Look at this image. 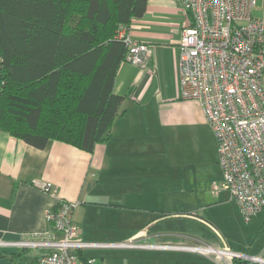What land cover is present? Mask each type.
<instances>
[{
    "label": "crops",
    "instance_id": "1",
    "mask_svg": "<svg viewBox=\"0 0 264 264\" xmlns=\"http://www.w3.org/2000/svg\"><path fill=\"white\" fill-rule=\"evenodd\" d=\"M185 23L179 0H147L143 15L133 19L130 37L155 44V58L148 68L128 62L120 65L115 91L125 98L109 139L96 144L93 152L57 140L40 149L0 130V241H16L45 232L50 229L47 212L51 208L61 200H79L73 222L81 239H90L100 229L105 236L117 233V227L108 226L104 221L101 226L84 229L89 210L100 207V210L122 212L142 221L153 217L157 228L143 239L148 243L156 244L173 237L183 241L182 245L210 243L203 234L164 227L166 220L180 218L172 211L187 209L185 206L190 202L187 197L193 195L191 189H179L184 199L167 202L173 199H168L170 187L165 184L188 182L179 176L167 182L160 180V174L165 171L163 153H167V146L171 149L175 144L193 140L197 157H201L198 163L190 165L194 177L198 179L204 173L207 181L201 183L206 187L222 177L217 139L202 104L180 95L179 42ZM186 133L192 137L184 140L182 136ZM172 168L180 167L168 169ZM43 182H51L55 193L42 190ZM222 194L217 202L226 201L221 198ZM150 226L142 225L143 231ZM137 232L132 237L142 234ZM44 252L34 248H0V264H40L39 257ZM152 253H155L153 259L142 264H218L211 258L201 260L203 257L197 253H189L195 257L192 259L187 251ZM80 254L83 263L90 264V257L84 251ZM257 254H264V245ZM92 258L93 264H106Z\"/></svg>",
    "mask_w": 264,
    "mask_h": 264
},
{
    "label": "built area",
    "instance_id": "2",
    "mask_svg": "<svg viewBox=\"0 0 264 264\" xmlns=\"http://www.w3.org/2000/svg\"><path fill=\"white\" fill-rule=\"evenodd\" d=\"M179 1L186 19L179 42L180 95L202 104L217 139L224 181L213 183L214 187L229 190L250 221L264 209V0ZM129 29L130 25L121 26L117 33L128 48L125 62L148 68L156 45L132 39ZM40 187L55 193L51 182ZM79 205V200L59 201L55 210L47 212L50 229L16 241H0V248L43 249L40 264H84L79 253L87 248L165 247L201 254L218 264L237 260L264 264V254H241L229 246L85 241L77 237L73 222Z\"/></svg>",
    "mask_w": 264,
    "mask_h": 264
},
{
    "label": "trees",
    "instance_id": "3",
    "mask_svg": "<svg viewBox=\"0 0 264 264\" xmlns=\"http://www.w3.org/2000/svg\"><path fill=\"white\" fill-rule=\"evenodd\" d=\"M146 8L147 0H0V130L40 149L57 140L93 152L107 141L125 98L115 79L128 48L117 33Z\"/></svg>",
    "mask_w": 264,
    "mask_h": 264
},
{
    "label": "rangeland",
    "instance_id": "4",
    "mask_svg": "<svg viewBox=\"0 0 264 264\" xmlns=\"http://www.w3.org/2000/svg\"><path fill=\"white\" fill-rule=\"evenodd\" d=\"M259 13L260 11H256L255 15H260ZM191 137L192 135L190 133H186L182 136V139L187 140ZM193 146V140H189L183 145L175 144L171 149L167 146V153H163L166 165L164 166V173L160 174V180L167 182L172 179L174 180L179 176L181 180L188 181L165 184L170 187L168 188V195L171 196H168V199H173L172 201L167 202H178L184 199V197L180 195L181 192L179 189L182 190L188 188L191 189L193 193L191 197H187V199L190 200L189 205L185 206L187 209L184 211H172V214H175V217L180 216V218H176V220H166L164 227L172 229L178 228L184 230L183 232H190L196 235L203 234V238L210 242H195L194 244L197 245L209 244L215 247L229 246L233 251L241 254L257 255L264 245V209L262 213L255 215L252 220L246 221L238 203L232 199L229 190L222 187L216 189L213 183H210L209 186L206 187L202 184L207 181V179L204 178V173L201 177L196 179L193 170L190 169V165L198 163L201 157H197V151L194 150ZM170 166L180 168L168 169ZM177 172L178 175L176 176ZM223 181L224 177L222 173L221 179L212 182L222 183ZM198 182H200V184ZM173 186H175V188H172ZM172 189L174 190L172 191ZM221 192H223L221 198L226 201L220 203L217 201L220 198L219 194ZM186 216H192L193 218L185 219ZM149 218L150 219H144L142 221V219H138L135 216L125 215L122 212L103 211L100 210V207L93 208L89 210L84 229H88L92 225L101 226L102 221H104L108 226L117 227V233L115 231L111 235L105 236L106 233L100 229L90 235V239H83V237L82 239L85 241L97 242L141 241L146 238L150 232H153L157 228H155L153 224L154 218ZM144 224L151 225L146 229V232L143 231L145 230L142 227ZM137 231H141L142 234L132 237ZM157 243L164 246L184 244L183 241H176L174 237L173 239L156 242V244ZM128 249L133 250L129 251ZM83 251L87 257H90V260L92 257H95L98 263L103 260L106 264L107 261L109 264H142L152 260L155 255V253L152 252L155 251H162L168 254L174 252H181V254H184L182 252H186L185 250L170 247L155 249V251L152 249L140 248H87ZM104 251L111 253H103ZM187 252L190 258H195L192 254H189L193 252ZM101 256L104 257V259H101ZM197 256L203 257L201 260H204V258L210 259L201 254H198Z\"/></svg>",
    "mask_w": 264,
    "mask_h": 264
}]
</instances>
